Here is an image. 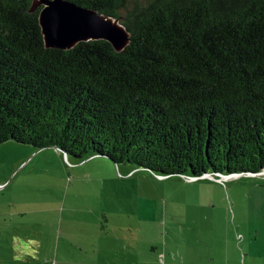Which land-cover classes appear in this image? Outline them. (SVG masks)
I'll use <instances>...</instances> for the list:
<instances>
[{"label":"trees","instance_id":"trees-1","mask_svg":"<svg viewBox=\"0 0 264 264\" xmlns=\"http://www.w3.org/2000/svg\"><path fill=\"white\" fill-rule=\"evenodd\" d=\"M131 33L47 47L33 0H0V143L161 175L264 170V0H71Z\"/></svg>","mask_w":264,"mask_h":264},{"label":"rangeland","instance_id":"rangeland-1","mask_svg":"<svg viewBox=\"0 0 264 264\" xmlns=\"http://www.w3.org/2000/svg\"><path fill=\"white\" fill-rule=\"evenodd\" d=\"M97 156L0 143V264H264L263 173L141 192Z\"/></svg>","mask_w":264,"mask_h":264},{"label":"water","instance_id":"water-1","mask_svg":"<svg viewBox=\"0 0 264 264\" xmlns=\"http://www.w3.org/2000/svg\"><path fill=\"white\" fill-rule=\"evenodd\" d=\"M37 9H40L39 21L47 47L69 49L81 41L105 39L120 51L125 49L130 43V31L120 21V18L114 15H107L99 12L97 9L80 5L71 0H33L31 10L35 11ZM54 147L64 152L62 149ZM64 153L68 157V154ZM97 155L99 154H93L90 157H96ZM261 173L264 174V170L257 174ZM153 174H156L159 178L180 175L188 180L203 176L212 177L213 179L220 178L222 180L244 174L255 175L243 172L232 174L206 172L201 176H193L191 174Z\"/></svg>","mask_w":264,"mask_h":264},{"label":"crops","instance_id":"crops-1","mask_svg":"<svg viewBox=\"0 0 264 264\" xmlns=\"http://www.w3.org/2000/svg\"><path fill=\"white\" fill-rule=\"evenodd\" d=\"M97 160H100L98 156L96 157H90L89 159L86 160V162H95ZM118 171H120L119 178L121 180H127L129 183V187L132 186L133 191L138 188L137 183L140 182V190L141 192H147L150 191L151 188L156 187L154 181L162 183V185H166L165 182H170L173 179L169 176H166L165 178L161 179L159 177H155L154 174L146 169L138 168L132 164H127V163H119L118 164ZM140 173V175H138ZM175 176H180V175H175ZM183 177V176H182ZM184 178V177H183ZM185 180H182L184 184L188 185V188H193L197 187L200 189H209V185L212 183H215V179L212 177H199L196 179L188 180L184 178ZM156 191V190H154ZM157 192V191H156ZM136 205H133L129 210H126L128 215L132 214L135 211ZM122 208H119V212H121ZM142 211V210H141ZM138 212V211H137ZM145 214H149L151 210H143Z\"/></svg>","mask_w":264,"mask_h":264}]
</instances>
